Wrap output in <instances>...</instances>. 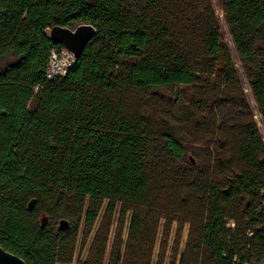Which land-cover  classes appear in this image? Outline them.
Masks as SVG:
<instances>
[{
  "label": "trees",
  "instance_id": "obj_1",
  "mask_svg": "<svg viewBox=\"0 0 264 264\" xmlns=\"http://www.w3.org/2000/svg\"><path fill=\"white\" fill-rule=\"evenodd\" d=\"M222 5L264 121V0ZM79 24L98 34L48 79L63 48L51 29ZM7 55L0 246L28 264H72L82 224L85 244L105 209L121 224L110 259L111 218L81 264H153L162 220L167 233L189 224L178 264H264V140L211 0H0Z\"/></svg>",
  "mask_w": 264,
  "mask_h": 264
},
{
  "label": "rangeland",
  "instance_id": "obj_2",
  "mask_svg": "<svg viewBox=\"0 0 264 264\" xmlns=\"http://www.w3.org/2000/svg\"><path fill=\"white\" fill-rule=\"evenodd\" d=\"M212 2V6L217 14V17L219 19L220 22V26H221V35H222V40L225 44H227V46L230 48L235 62H236V66L239 70V74L241 76V81H242V85L245 88V91L248 94V101H249V105H250V110L253 114V117L259 127L260 133L262 135V138L264 140V121H263V116L262 114L259 112L258 110V106L254 100L250 85H249V78L247 73L245 72L243 66L242 61L239 58V55L235 49L234 43H233V39H232V35L230 32V29L227 25L226 22V18L224 15V9H223V5H222V0H211ZM15 56L14 55H7L6 57H4L3 59L0 60V66L4 67L6 66L8 63H11L13 61H15ZM179 90L182 92V98L186 101L189 102L193 96V91L194 89H192V86H182L181 88H179ZM34 103H32L30 106H32ZM109 218L112 219V224H111V231L109 234V243L107 244V249H106V255H105V262H108L110 259V254L112 251V247H113V243L115 238L117 237L118 234V228L121 224H119V212L115 213L113 215V217H109L108 214H105V209L101 212L99 219L97 220L95 227L93 228L92 232L90 233L86 243H83V224L81 226V230H80V234H79V239H78V244H77V248H76V252H75V258H74V262L72 264H81L80 262L85 260L88 255H89V251L90 248L93 244V241L97 235V233L102 230L101 226L106 225L105 224V220H109ZM58 223H56V225L58 226L59 221H57ZM124 226H123V241L125 242L127 240V236H128V231H129V216L127 217L126 221L124 222ZM164 224H165V220H162L158 229V236H157V241H156V247L154 250V257H153V264H172L173 259H174V250H175V245L177 243H180V247H179V251L180 254L178 255L177 258V262L176 264L179 263V259L181 257V252L183 251V249L185 248V244H186V240H187V236L189 233V224H185V226L183 228L180 229V225L177 221H175L172 224L171 230L169 233H167L166 231H164ZM182 233L180 234V230H182ZM99 230V231H98ZM166 237L168 243H167V249L166 252L162 251V240ZM162 254V255H161ZM161 260V261H159Z\"/></svg>",
  "mask_w": 264,
  "mask_h": 264
},
{
  "label": "water",
  "instance_id": "obj_3",
  "mask_svg": "<svg viewBox=\"0 0 264 264\" xmlns=\"http://www.w3.org/2000/svg\"><path fill=\"white\" fill-rule=\"evenodd\" d=\"M98 34V30L90 24H79L74 29L70 27L55 26L50 31V37L56 44H62L64 48L71 51L75 58L78 59L83 53L87 44ZM36 204V199L29 202V209L32 210ZM49 218L43 213L40 222L45 226ZM61 226H67L66 221L61 222ZM0 264H28L19 255L6 250L0 246Z\"/></svg>",
  "mask_w": 264,
  "mask_h": 264
},
{
  "label": "built area",
  "instance_id": "obj_4",
  "mask_svg": "<svg viewBox=\"0 0 264 264\" xmlns=\"http://www.w3.org/2000/svg\"><path fill=\"white\" fill-rule=\"evenodd\" d=\"M75 62L76 58L74 54L66 48L52 49L49 55L46 77L48 79H53L66 75Z\"/></svg>",
  "mask_w": 264,
  "mask_h": 264
}]
</instances>
